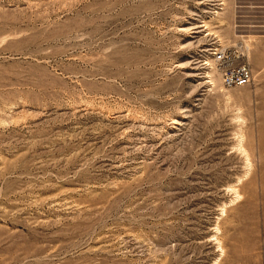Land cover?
Returning a JSON list of instances; mask_svg holds the SVG:
<instances>
[{
    "label": "rangeland",
    "instance_id": "obj_1",
    "mask_svg": "<svg viewBox=\"0 0 264 264\" xmlns=\"http://www.w3.org/2000/svg\"><path fill=\"white\" fill-rule=\"evenodd\" d=\"M223 1L0 0V264H264V54L196 63Z\"/></svg>",
    "mask_w": 264,
    "mask_h": 264
},
{
    "label": "built area",
    "instance_id": "obj_2",
    "mask_svg": "<svg viewBox=\"0 0 264 264\" xmlns=\"http://www.w3.org/2000/svg\"><path fill=\"white\" fill-rule=\"evenodd\" d=\"M219 1L220 6L216 8L223 7L221 4L224 1ZM216 8L214 12L218 11ZM207 34L210 36L209 42L201 49L196 60L202 73H206L207 77L211 76L209 70L216 73L221 85L226 88L249 84L253 78V67L249 60L248 42L243 38L228 39L218 32L209 31Z\"/></svg>",
    "mask_w": 264,
    "mask_h": 264
},
{
    "label": "crops",
    "instance_id": "obj_3",
    "mask_svg": "<svg viewBox=\"0 0 264 264\" xmlns=\"http://www.w3.org/2000/svg\"><path fill=\"white\" fill-rule=\"evenodd\" d=\"M230 34L243 38L250 47L249 54H264V0H233Z\"/></svg>",
    "mask_w": 264,
    "mask_h": 264
}]
</instances>
